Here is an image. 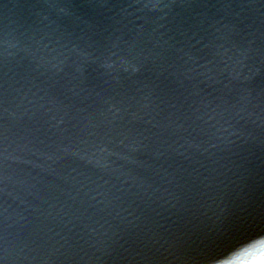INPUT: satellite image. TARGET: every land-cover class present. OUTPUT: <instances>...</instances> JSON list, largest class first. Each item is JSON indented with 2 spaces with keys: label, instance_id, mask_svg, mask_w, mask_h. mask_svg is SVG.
<instances>
[{
  "label": "water",
  "instance_id": "obj_1",
  "mask_svg": "<svg viewBox=\"0 0 264 264\" xmlns=\"http://www.w3.org/2000/svg\"><path fill=\"white\" fill-rule=\"evenodd\" d=\"M258 247L264 0H0V264Z\"/></svg>",
  "mask_w": 264,
  "mask_h": 264
},
{
  "label": "clouds",
  "instance_id": "obj_2",
  "mask_svg": "<svg viewBox=\"0 0 264 264\" xmlns=\"http://www.w3.org/2000/svg\"><path fill=\"white\" fill-rule=\"evenodd\" d=\"M235 264H264V247L240 257Z\"/></svg>",
  "mask_w": 264,
  "mask_h": 264
}]
</instances>
